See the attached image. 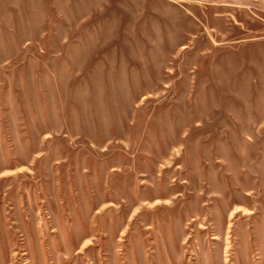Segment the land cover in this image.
<instances>
[{"label": "rangeland", "instance_id": "obj_1", "mask_svg": "<svg viewBox=\"0 0 264 264\" xmlns=\"http://www.w3.org/2000/svg\"><path fill=\"white\" fill-rule=\"evenodd\" d=\"M0 264H264V0H0Z\"/></svg>", "mask_w": 264, "mask_h": 264}, {"label": "bare ground", "instance_id": "obj_2", "mask_svg": "<svg viewBox=\"0 0 264 264\" xmlns=\"http://www.w3.org/2000/svg\"><path fill=\"white\" fill-rule=\"evenodd\" d=\"M236 209V208H235ZM237 210V209H236ZM233 217V216H232Z\"/></svg>", "mask_w": 264, "mask_h": 264}]
</instances>
